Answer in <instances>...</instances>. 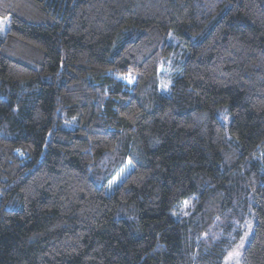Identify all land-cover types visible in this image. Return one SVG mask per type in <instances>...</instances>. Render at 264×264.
Returning a JSON list of instances; mask_svg holds the SVG:
<instances>
[{"label": "trees", "instance_id": "trees-1", "mask_svg": "<svg viewBox=\"0 0 264 264\" xmlns=\"http://www.w3.org/2000/svg\"><path fill=\"white\" fill-rule=\"evenodd\" d=\"M6 16L0 264H225L248 225L240 264H264V0Z\"/></svg>", "mask_w": 264, "mask_h": 264}, {"label": "rangeland", "instance_id": "rangeland-1", "mask_svg": "<svg viewBox=\"0 0 264 264\" xmlns=\"http://www.w3.org/2000/svg\"><path fill=\"white\" fill-rule=\"evenodd\" d=\"M9 27H10V18L8 16L0 17V40L4 37ZM161 80H162L161 81L162 88H164V90L166 91L170 85V79L162 76ZM131 170H132V165L128 161L126 166L110 181L109 186H108V191L112 192L123 181V179L130 173ZM249 233H250V225L247 226V231L244 236L245 238L236 248H234L229 253L228 257L225 260V264H240L242 248L246 244V241H247L246 236H248Z\"/></svg>", "mask_w": 264, "mask_h": 264}]
</instances>
